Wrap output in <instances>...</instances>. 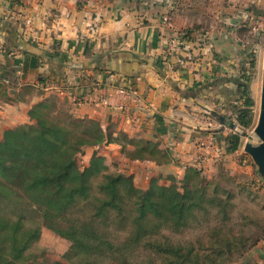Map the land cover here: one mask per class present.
<instances>
[{"label":"crops","instance_id":"obj_1","mask_svg":"<svg viewBox=\"0 0 264 264\" xmlns=\"http://www.w3.org/2000/svg\"><path fill=\"white\" fill-rule=\"evenodd\" d=\"M252 8L264 12V0H0V74L13 81L10 101L0 98V141L29 122L32 105L54 96L74 117L157 142L170 159L128 161L108 144L84 148V167L97 152L107 165L120 162L118 172L142 190L152 178L181 179L186 166L214 175L217 164L240 156L225 153L231 130L218 118L228 120L237 106L254 46L241 27ZM188 28L198 30L169 55L172 31ZM244 258L264 264V240Z\"/></svg>","mask_w":264,"mask_h":264},{"label":"trees","instance_id":"obj_2","mask_svg":"<svg viewBox=\"0 0 264 264\" xmlns=\"http://www.w3.org/2000/svg\"><path fill=\"white\" fill-rule=\"evenodd\" d=\"M262 19L264 12L252 8L242 31L247 32L249 23ZM196 30L188 28L178 33L184 40ZM250 55L237 81V106L228 117L242 130L251 129L255 118L249 90V72L255 60ZM12 84L7 75L0 74L3 102L10 101L5 89ZM27 115L28 123L4 130L0 141V264H42L25 256L30 245L39 240L41 226L69 242L64 256L69 264H106L108 260L130 264L131 252L162 230L180 233L197 223L199 217L229 220L234 195L251 193V188L258 186L255 178L238 183L234 177L223 175L224 187L212 181L213 175L207 177L201 169L186 166L181 179L169 177L168 184L162 185L159 178H152L148 188L142 190L131 175L107 165L102 156L95 153L83 168L77 165L76 157L86 147L115 144L128 161L166 164L168 154L157 142L128 138L103 129L96 120L76 118L54 96L32 105ZM240 148V134L230 131L225 153L234 154ZM246 159L238 156V165L245 166ZM216 166V170L223 167L221 163ZM263 240L251 242L245 255ZM217 241L228 250L229 242L223 236ZM147 247L171 254L175 264L192 260L196 261L192 264H198L199 257L193 258L191 249L183 254L180 247ZM228 251L215 258L205 257L203 264H217V259L230 255Z\"/></svg>","mask_w":264,"mask_h":264},{"label":"rangeland","instance_id":"obj_3","mask_svg":"<svg viewBox=\"0 0 264 264\" xmlns=\"http://www.w3.org/2000/svg\"><path fill=\"white\" fill-rule=\"evenodd\" d=\"M255 24H257L255 32L251 31L250 28L244 33L245 37L252 41L250 45L254 43V46L249 48L251 51L248 52L247 60L251 59L250 54L254 55L255 66L249 72V90L250 96L254 101L255 118L251 129L242 130L237 126L234 130H231L239 133L241 136L240 156H246L247 163L245 166H239L237 157L231 160L225 159L221 163L223 166L222 169H215L216 172L213 175L212 181L215 180L214 182L225 187L226 184L222 178L223 175L234 177L238 183H244L255 178L258 186L251 188V193L241 192L234 195L232 205L228 211L230 214L229 220L221 222L216 216L199 217L197 223H192L180 233L162 230L160 234L150 238L147 243L142 244L131 252L128 258L130 264H175L170 257L171 254L160 251L155 252L153 248L147 247V244L153 246L159 245L160 248H167V246L180 247L183 254L191 249L193 258L195 256L199 257L197 260L198 264H203L207 260L205 257L212 256L215 258L222 251L228 250L230 255L224 256L223 259H217V264H256L246 261L244 255L245 250L251 242L257 238L264 239V178L259 174L257 166L243 149L245 144L255 146L259 143L253 134V128L257 121L264 52V33L262 35H258V33L264 32V20L255 21ZM233 122L236 123L234 120ZM95 153L97 154V152H94L92 155H96ZM87 161L80 154L76 157L79 168H83ZM119 163L110 160L108 165H115L117 168ZM206 176L210 177L208 175ZM221 236L229 242L228 250L223 245L224 243L217 241ZM69 245L68 241L41 226L39 240L30 245L25 252V256L28 261H36L42 264H54V262L69 264L64 259V256L68 253ZM191 262L196 261L192 260L190 262H184L183 264H190ZM106 264L114 263L112 260H108Z\"/></svg>","mask_w":264,"mask_h":264},{"label":"water","instance_id":"obj_4","mask_svg":"<svg viewBox=\"0 0 264 264\" xmlns=\"http://www.w3.org/2000/svg\"><path fill=\"white\" fill-rule=\"evenodd\" d=\"M229 127L230 130H234L238 125L234 122L225 120L223 117L218 118ZM253 134L258 140V145L245 144L243 149L247 155L253 160L254 164L258 168L259 174L264 178V52L262 60V80H261V92L257 114V121L253 128ZM245 135V134H243Z\"/></svg>","mask_w":264,"mask_h":264},{"label":"built area","instance_id":"obj_5","mask_svg":"<svg viewBox=\"0 0 264 264\" xmlns=\"http://www.w3.org/2000/svg\"><path fill=\"white\" fill-rule=\"evenodd\" d=\"M10 1H32V0H10ZM82 1H85V0H82ZM161 21H162V24L164 26L165 25H169L168 17L167 16H163L162 19H161ZM256 25L257 24H255V22H254L253 25H252V27H251V31L255 32ZM168 27H170V26H168ZM182 41H183L182 36L177 31H172L171 37L169 38V40H168V42L166 44V47H167L166 51H167V53L169 55L175 54L179 50V48H180V46L182 44ZM44 87L45 88L46 87L51 88L52 86L49 85V86H44ZM120 92H123V90L122 91L120 90ZM73 101H74V103L79 104L80 101H81V99L75 98ZM211 123H210V125H211ZM196 168L201 169V168H199V166H196Z\"/></svg>","mask_w":264,"mask_h":264}]
</instances>
